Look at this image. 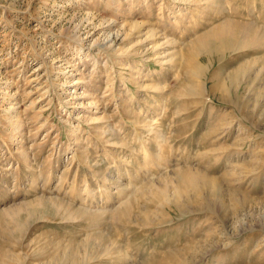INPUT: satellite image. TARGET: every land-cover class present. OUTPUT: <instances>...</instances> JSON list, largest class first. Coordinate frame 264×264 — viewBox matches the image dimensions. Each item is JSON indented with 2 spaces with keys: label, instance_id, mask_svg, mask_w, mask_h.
Here are the masks:
<instances>
[{
  "label": "rangeland",
  "instance_id": "374dc122",
  "mask_svg": "<svg viewBox=\"0 0 264 264\" xmlns=\"http://www.w3.org/2000/svg\"><path fill=\"white\" fill-rule=\"evenodd\" d=\"M225 21L264 0H0V264H264V39L190 53Z\"/></svg>",
  "mask_w": 264,
  "mask_h": 264
},
{
  "label": "bare ground",
  "instance_id": "6f19581e",
  "mask_svg": "<svg viewBox=\"0 0 264 264\" xmlns=\"http://www.w3.org/2000/svg\"><path fill=\"white\" fill-rule=\"evenodd\" d=\"M238 21L237 22L225 21L223 24H221V26L215 28L214 30L210 32H205L204 36L200 37L201 39L193 45V47L190 50V53L196 55L199 53L200 55L204 54L208 56H214V55H221L222 53H225L229 50L253 49L258 47L259 43L264 39V34H262V32L264 31L261 32L259 29H257V27L254 28V26L252 25H248L246 23H240ZM191 62L192 60L189 63ZM253 63L245 62L241 64V66L238 67L235 72L230 74L229 78L231 81L230 82L231 88L232 86H234V84H236L238 78L240 77V75H242V72L243 73L247 72L246 70H249L250 67L253 66ZM203 69L204 68L202 66L198 68V70H200L201 72L203 71ZM240 70H242V72ZM185 180H186L185 181L186 184L195 183V181L190 175L189 176L186 175ZM30 215L31 217H33L32 214ZM16 225H17L16 230L21 231L23 229L24 224L18 223ZM3 231H5L7 234L10 233L9 229L6 226H4ZM171 259L174 262V264H181L179 258H167L166 254H165V258L160 257L158 259L159 261L157 260L158 262H155V260L153 259L149 262V264H171L170 263ZM82 263H84V261L80 260L78 251H76L75 247H73L72 250H66L65 253H60V252L57 253L51 261H48L45 264H82Z\"/></svg>",
  "mask_w": 264,
  "mask_h": 264
}]
</instances>
